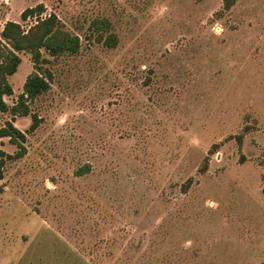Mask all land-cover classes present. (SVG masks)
I'll list each match as a JSON object with an SVG mask.
<instances>
[{"label":"rangeland","instance_id":"374dc122","mask_svg":"<svg viewBox=\"0 0 264 264\" xmlns=\"http://www.w3.org/2000/svg\"><path fill=\"white\" fill-rule=\"evenodd\" d=\"M39 3L80 45L42 49L49 89L0 111L26 147L0 179V264H264V0H0V33Z\"/></svg>","mask_w":264,"mask_h":264},{"label":"trees","instance_id":"16d2710c","mask_svg":"<svg viewBox=\"0 0 264 264\" xmlns=\"http://www.w3.org/2000/svg\"><path fill=\"white\" fill-rule=\"evenodd\" d=\"M235 1L222 0L223 7L228 9ZM43 12L44 5L42 3L36 4L33 7H26L21 11L20 17L25 20L30 16L36 15L38 17L37 22L25 30L19 22L7 20L0 33L2 39L0 40V111L10 109L13 116L28 114L29 107L26 104L27 100L33 99L40 93L47 91L50 87V73L46 68L42 67V63L47 61V58L42 54V49L51 56L64 52L75 53L79 49L80 40L78 35L64 30L54 13L41 17L40 15ZM109 25L110 22L105 18L91 22V27L94 31H102L108 28ZM102 41L108 47H113L117 43V38L115 34L108 33ZM20 51L31 54L35 70L26 77L23 92L19 94L16 103L10 107L4 100V96L13 93L8 76L16 72L21 62ZM38 123L39 118L33 115L29 129L34 130L38 126ZM3 137H8L12 143L18 146V150L14 154H6L0 148V179L3 177L5 161L13 157H21L26 151V147L23 144L25 140L24 132L10 121L5 126L0 127V140ZM203 167L205 166H202V169ZM87 170L88 166H84L78 170V173H83ZM189 184L190 181L186 182L184 184L185 188Z\"/></svg>","mask_w":264,"mask_h":264}]
</instances>
